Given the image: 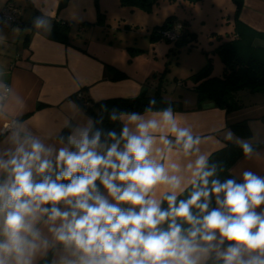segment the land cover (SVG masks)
I'll list each match as a JSON object with an SVG mask.
<instances>
[{
  "label": "clouds",
  "instance_id": "clouds-1",
  "mask_svg": "<svg viewBox=\"0 0 264 264\" xmlns=\"http://www.w3.org/2000/svg\"><path fill=\"white\" fill-rule=\"evenodd\" d=\"M34 26L49 25L37 17ZM155 104L142 112L102 105L121 125L106 141L96 128L102 114L56 143L9 126L0 146V264H37L53 248V264H264V176L244 170L242 182L221 180L202 137L171 105ZM241 148L250 158L251 147ZM173 151L188 162H169Z\"/></svg>",
  "mask_w": 264,
  "mask_h": 264
},
{
  "label": "crops",
  "instance_id": "crops-1",
  "mask_svg": "<svg viewBox=\"0 0 264 264\" xmlns=\"http://www.w3.org/2000/svg\"><path fill=\"white\" fill-rule=\"evenodd\" d=\"M237 2H240L239 30L252 36L253 46L264 48V0H232L234 12ZM7 3H13L20 22L0 19V146L7 143L9 129L2 131V127L11 119L16 121L12 129L25 126L42 138L50 137L48 143H56L64 129L69 130L68 136L72 127L82 125L90 117L72 98L79 90L83 91L84 97L98 101L110 97H137L145 90L152 92L157 85L154 79L146 80L148 71L143 73L132 68L110 50L113 48L110 30L120 32L132 25V21H138L130 17L141 16L136 12L139 8L122 6L119 0H68L61 7L59 0H0V11ZM147 14L144 20L151 30L161 25L166 17L176 16L175 13L153 10ZM37 17L46 19L49 26L37 29L34 26ZM55 19L70 24L67 43L49 38ZM76 25L77 33L72 34ZM235 26L234 19L231 37L237 35ZM92 30L104 31V35L93 36L90 34ZM158 45L155 41L154 50ZM128 47L138 49L137 46ZM204 63L203 58L192 62L190 74L197 70H193L197 67L195 65ZM106 64L114 65L126 76L111 78ZM165 98L175 102L172 108L181 114V123L202 137L200 151L207 155L226 142L247 143L249 146L264 142V91H238L236 98L240 107L233 111H226L212 101L198 105L192 87L186 95L173 91ZM242 120H246L250 127L251 136L248 138L238 136L230 127ZM229 132L231 138L227 136ZM154 154L159 158L158 153ZM167 155L169 162L182 166L188 162L182 152L173 151ZM244 170L264 176V144L252 149L250 158L242 156L238 159L230 172L242 182ZM185 175L189 173L185 172ZM58 251L52 249L49 264H53ZM45 256H41L37 264Z\"/></svg>",
  "mask_w": 264,
  "mask_h": 264
},
{
  "label": "trees",
  "instance_id": "trees-1",
  "mask_svg": "<svg viewBox=\"0 0 264 264\" xmlns=\"http://www.w3.org/2000/svg\"><path fill=\"white\" fill-rule=\"evenodd\" d=\"M68 0H59V7L64 6ZM157 0H119L122 6L130 8H139L143 11L150 12L153 4ZM240 7V2L236 3L234 19L236 22L234 37L222 41L217 47L216 52L222 62V73L219 76L212 74V61L207 55L205 63L195 72L191 73L188 78L192 81V89L195 92L197 104L200 105L204 101H212L215 105L224 108L226 111H233L240 107L239 101L236 98V93L240 90H249L251 92L264 91V48L255 47L252 45V36L247 35L238 28L237 15ZM98 9V7H97ZM174 15L165 18L163 23L154 27L151 30L150 37H163L162 30L171 28L175 23ZM101 14L98 11V20L100 21ZM85 25V22H84ZM70 24L62 19H55L52 23L49 32V38L67 43L69 41ZM189 32L183 28L180 30L178 38L174 41L176 45L184 44L191 41ZM167 39V38H166ZM168 41H171L167 39ZM131 50L138 49L130 47ZM108 71L111 73V78H124L126 73L111 64H106ZM156 75V74H155ZM161 81L153 88L152 92L145 90L137 97L123 98L110 97L93 101L90 98L79 97L77 93L72 95V98L77 102L91 118L99 119L103 115V123L96 124V128L102 130V141L107 140V133L115 131L119 134L121 125L112 123L108 119V113H102V105H106L110 111L116 107L121 110L142 112L149 104L151 99H155L156 104L154 110L163 109L175 102L166 99L163 96ZM235 134L242 138L251 136V130L246 120L238 121L230 125ZM68 129H64L60 136L67 138ZM256 143L251 145V149L263 145ZM243 155L241 144L226 142L221 148L214 150L209 154V165L216 166L217 177L221 180L227 178H235L230 169L233 164ZM237 179V178H235ZM238 182H241L237 179ZM99 183V182H97ZM187 193L185 194V197ZM214 201H213V205ZM166 207V204L164 205ZM227 246V245H225ZM50 250L39 264H49L51 259Z\"/></svg>",
  "mask_w": 264,
  "mask_h": 264
},
{
  "label": "rangeland",
  "instance_id": "rangeland-1",
  "mask_svg": "<svg viewBox=\"0 0 264 264\" xmlns=\"http://www.w3.org/2000/svg\"><path fill=\"white\" fill-rule=\"evenodd\" d=\"M152 10L175 13L174 19L189 32L191 41L176 45L174 41H168L164 37L152 40L151 28L144 20L149 12L137 9L136 12L141 13V16L136 14L130 18L138 21H132V25H128L127 29L122 28L120 32H109V39L113 44L110 50L115 56L129 63L132 68L140 69L143 73L148 71L146 80L154 79L157 83L161 81L162 91L167 90V93L162 92L165 97L173 91L175 94L190 93L193 84L188 76L192 70V62L206 59L207 55L212 61V74L221 75L222 62L216 47L229 39L234 31L232 0H157ZM71 33H77V25L72 28ZM90 34L102 37L104 31L92 30ZM155 41L159 45L154 50ZM128 46H137L138 50L133 51ZM195 66L197 67L193 70H198L201 65Z\"/></svg>",
  "mask_w": 264,
  "mask_h": 264
},
{
  "label": "built area",
  "instance_id": "built-area-1",
  "mask_svg": "<svg viewBox=\"0 0 264 264\" xmlns=\"http://www.w3.org/2000/svg\"><path fill=\"white\" fill-rule=\"evenodd\" d=\"M0 19L9 21V22H20L17 18V10L13 3H7L5 7L0 11ZM182 29V24L175 23L171 28L162 30L161 35L164 38H167L171 41H175L178 38V35L180 33V30ZM7 90V88L5 89ZM79 97H83V91L79 90L76 92ZM16 121L15 119H11L8 123H6L2 127V131H6L9 129V126L11 128L15 125Z\"/></svg>",
  "mask_w": 264,
  "mask_h": 264
}]
</instances>
